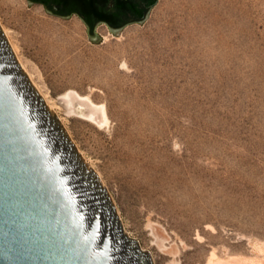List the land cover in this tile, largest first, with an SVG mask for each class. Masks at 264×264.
I'll use <instances>...</instances> for the list:
<instances>
[{
	"label": "rangeland",
	"instance_id": "1",
	"mask_svg": "<svg viewBox=\"0 0 264 264\" xmlns=\"http://www.w3.org/2000/svg\"><path fill=\"white\" fill-rule=\"evenodd\" d=\"M0 25L153 264H264V0H157L97 41L26 0ZM68 90L107 125L65 113Z\"/></svg>",
	"mask_w": 264,
	"mask_h": 264
},
{
	"label": "water",
	"instance_id": "2",
	"mask_svg": "<svg viewBox=\"0 0 264 264\" xmlns=\"http://www.w3.org/2000/svg\"><path fill=\"white\" fill-rule=\"evenodd\" d=\"M155 1L101 0L102 20L88 25L80 18L97 41L98 22L117 34L127 22H141ZM0 264H153L124 230L105 186L21 67L1 25Z\"/></svg>",
	"mask_w": 264,
	"mask_h": 264
},
{
	"label": "bare ground",
	"instance_id": "3",
	"mask_svg": "<svg viewBox=\"0 0 264 264\" xmlns=\"http://www.w3.org/2000/svg\"><path fill=\"white\" fill-rule=\"evenodd\" d=\"M6 37H8L7 30L2 27ZM10 45L13 49V52L15 53L17 60L19 61L21 67L23 70L27 73L29 79L35 86L39 94L43 97L45 102L54 109L53 104L49 101V99L46 97L45 93L41 90V87L39 84L35 81L33 78L32 73L28 70V68L25 66V63L19 58V56L16 54L15 46L11 41ZM77 95V94H76ZM73 91L68 90L65 91L61 97L59 103L63 106V110L65 113H76L81 116H84L88 120L96 123L98 126H104L107 125L109 118L105 110V106L103 103H94L92 100H90L87 96L77 95L80 99L86 100L88 104L81 103L77 100L76 96ZM77 100V101H75ZM87 107V109H85ZM241 262H250L253 263L251 259L241 257V256H229L227 258H219V257H213L210 259V263L212 264H228V263H241Z\"/></svg>",
	"mask_w": 264,
	"mask_h": 264
},
{
	"label": "trees",
	"instance_id": "4",
	"mask_svg": "<svg viewBox=\"0 0 264 264\" xmlns=\"http://www.w3.org/2000/svg\"><path fill=\"white\" fill-rule=\"evenodd\" d=\"M41 1L45 4H49V0ZM54 2L60 5V12L62 15L76 13L81 16L88 25L93 24L95 20H102L103 15L97 9V4H99L101 0H54ZM120 7H122V5H120ZM126 7L128 8V6Z\"/></svg>",
	"mask_w": 264,
	"mask_h": 264
},
{
	"label": "flooded vegetation",
	"instance_id": "5",
	"mask_svg": "<svg viewBox=\"0 0 264 264\" xmlns=\"http://www.w3.org/2000/svg\"><path fill=\"white\" fill-rule=\"evenodd\" d=\"M35 3L41 4L43 7L47 8L52 14L57 15V16H64L61 14V7L59 4L55 3L54 0H49V4H45L41 0H31ZM76 14V13H73ZM78 15V14H77ZM79 16V15H78ZM81 17V16H79ZM83 19V18H82Z\"/></svg>",
	"mask_w": 264,
	"mask_h": 264
},
{
	"label": "crops",
	"instance_id": "6",
	"mask_svg": "<svg viewBox=\"0 0 264 264\" xmlns=\"http://www.w3.org/2000/svg\"><path fill=\"white\" fill-rule=\"evenodd\" d=\"M157 2V0L149 7V10L155 5V3ZM148 10V11H149ZM132 22H138V21H130V22H127V23H125L124 25H126V24H128V23H132ZM98 23H104L103 21H100V22H98ZM105 24V23H104ZM106 25V24H105ZM124 25H122V26H124ZM121 26V27H122Z\"/></svg>",
	"mask_w": 264,
	"mask_h": 264
}]
</instances>
